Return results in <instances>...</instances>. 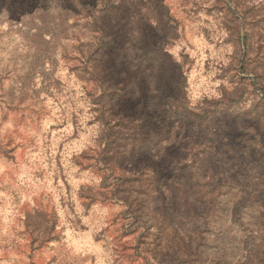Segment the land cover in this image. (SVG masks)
Here are the masks:
<instances>
[{
  "label": "rangeland",
  "instance_id": "374dc122",
  "mask_svg": "<svg viewBox=\"0 0 264 264\" xmlns=\"http://www.w3.org/2000/svg\"><path fill=\"white\" fill-rule=\"evenodd\" d=\"M0 264H264V0H0Z\"/></svg>",
  "mask_w": 264,
  "mask_h": 264
}]
</instances>
